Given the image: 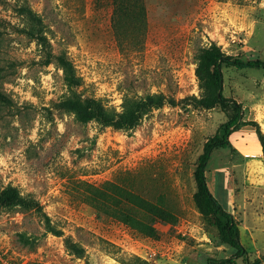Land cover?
I'll use <instances>...</instances> for the list:
<instances>
[{"label":"rangeland","instance_id":"rangeland-1","mask_svg":"<svg viewBox=\"0 0 264 264\" xmlns=\"http://www.w3.org/2000/svg\"><path fill=\"white\" fill-rule=\"evenodd\" d=\"M21 5L40 16L39 31ZM215 46L264 62V0H0V264H264V69L222 62L219 102L205 65ZM71 90L117 111L125 95L164 102L125 130L77 120L63 106ZM233 102L247 123L231 146L211 149L204 174L236 222L241 256L194 199L204 147L221 137ZM9 186L26 208L8 203ZM125 192L173 215L153 220V234L137 230L108 197L133 206Z\"/></svg>","mask_w":264,"mask_h":264},{"label":"trees","instance_id":"trees-1","mask_svg":"<svg viewBox=\"0 0 264 264\" xmlns=\"http://www.w3.org/2000/svg\"><path fill=\"white\" fill-rule=\"evenodd\" d=\"M21 13L25 14L28 19L33 21V24L38 28H41V18L38 14L33 12L28 5H21L19 7ZM60 64L63 69L64 78L66 79L69 87L76 86L79 82V77L75 75L74 66L68 59H61L59 57ZM233 64L239 67H257L264 69V62L260 60H243L235 58L230 55L224 54L218 47H211L205 51V65L208 67V78L215 91V99L219 102L225 100L221 93L222 86V73L221 63ZM202 64H198L196 68V75L199 79H203L201 72ZM164 102V96L161 93H147L142 96L133 97L125 95L120 104V111H117L114 106L103 103L100 98H81L80 94L75 90H71L70 95L63 101V106L68 111L72 112L76 119L84 123L89 120H95L103 126H114L129 130L134 128L140 123L142 117L152 108L160 107ZM235 107V113L224 124L223 132L220 138L209 142L203 150L200 157V161L196 170L197 181V193L194 195L197 206L203 202L210 207V209L218 216L216 226L223 237V239L235 248V256H241L245 253L244 247L239 241L237 235V225L232 214L225 210L220 203L214 198L210 192L205 180L204 170L206 163L209 159L210 151L214 147L227 148L231 146L229 135L233 130H236L239 125H244L247 122L243 121L239 112L240 106L233 102ZM259 136H262L259 133ZM262 141V140H261ZM263 142V141H262ZM116 188V186L114 185ZM91 192V198L96 208L102 206L103 189L100 186H93ZM5 199L11 206L19 205L22 208L28 206L29 201L25 197L21 196L16 188L9 186L4 191ZM129 193V192H125ZM131 194V200L134 202L133 206L128 203V195H124L123 199H115L114 196L109 195L111 202L121 204L118 208L116 215L119 219L126 223H129L131 227L145 231L148 234H153L155 226L154 221L164 220L167 215H173L170 209L163 211L158 207L153 200L140 196L139 194ZM130 196V197H131ZM47 231H50L56 235H59V231L50 224V219L45 216ZM151 221H150V220ZM26 241L28 239H25ZM25 241V242H26ZM69 249L76 255L81 256L83 254V248L78 244H67ZM233 262L232 258H226L214 264H227Z\"/></svg>","mask_w":264,"mask_h":264}]
</instances>
